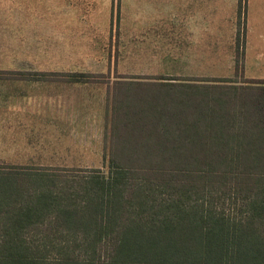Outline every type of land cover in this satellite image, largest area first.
Listing matches in <instances>:
<instances>
[{"label": "trees", "instance_id": "trees-1", "mask_svg": "<svg viewBox=\"0 0 264 264\" xmlns=\"http://www.w3.org/2000/svg\"><path fill=\"white\" fill-rule=\"evenodd\" d=\"M150 76L216 99L133 141L113 110L106 169L0 164V264H264V80Z\"/></svg>", "mask_w": 264, "mask_h": 264}, {"label": "crops", "instance_id": "crops-1", "mask_svg": "<svg viewBox=\"0 0 264 264\" xmlns=\"http://www.w3.org/2000/svg\"><path fill=\"white\" fill-rule=\"evenodd\" d=\"M249 1L109 0V24L94 26L119 45L124 46L122 37L165 38L164 44L187 51L186 38L232 35L238 11L246 21ZM94 15L88 0H0V163L70 164L72 143L87 147L81 141L87 133L89 83L71 78L86 71L82 62L72 63L68 50L57 49L53 38H87L86 22L97 21ZM42 37L49 38L50 49H41Z\"/></svg>", "mask_w": 264, "mask_h": 264}, {"label": "rangeland", "instance_id": "rangeland-1", "mask_svg": "<svg viewBox=\"0 0 264 264\" xmlns=\"http://www.w3.org/2000/svg\"><path fill=\"white\" fill-rule=\"evenodd\" d=\"M88 1L89 12L94 13V17H98L97 21L89 19L86 22L89 25L86 31L89 34L88 37H71V35L53 38L57 49L68 50L71 53L72 63L82 62L80 64L82 71L92 73L99 78V81L89 83L87 133L82 134V138L86 136V142L81 141V145L87 147L78 149L74 147L78 144L72 143L70 164L13 165L34 169L48 167L51 170L71 167L106 169L111 144L113 110L114 112H127L119 116L121 119L118 120L122 125L127 124L123 126V129L133 141L143 139L146 134L152 133L154 129L150 127L153 126L150 120L153 116L159 115L161 111L165 113L166 110H171L176 116L179 112H181L180 116H185L190 112L196 117L198 110L194 111L182 106L188 97L196 101L199 99V107L205 102L211 105L212 97L216 99L214 88L204 94L200 91L189 92V90L180 93L165 92V88L154 86L159 80L154 77L148 78L151 77L150 75L225 79L237 85L244 81L249 83L254 79L264 80V1L254 3L251 0L246 4L245 22H243V17L240 19L238 11L237 26L232 32L234 35L223 31L224 33L218 37L186 38L187 43L190 44L187 51L184 47L182 49V46L164 44L165 38L122 37L124 46L119 45L118 41L115 42L114 38L111 41V38L107 36L108 32L95 30L97 26L110 22L107 21L111 9L109 0ZM244 5V3H239L241 9ZM113 14L114 18L118 19L119 13L117 17V11L114 8ZM121 23L126 24L127 21L122 20ZM244 24H246V29L243 28ZM241 26H243L242 29ZM170 39L174 42L175 38ZM38 43L41 49H50L53 45L49 44V38L43 37L39 38ZM125 78L129 79L125 82L129 83L128 87L118 84L117 80ZM226 83L229 84V82ZM238 88L240 92L243 89L241 86ZM240 94L244 95L246 92ZM228 103H230L229 100ZM239 103H241L239 99L232 101L233 110L244 111V106ZM81 128L84 129V125Z\"/></svg>", "mask_w": 264, "mask_h": 264}]
</instances>
